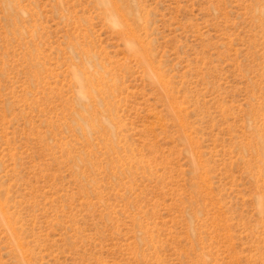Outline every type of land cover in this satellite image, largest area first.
Segmentation results:
<instances>
[{"label":"rangeland","instance_id":"rangeland-1","mask_svg":"<svg viewBox=\"0 0 264 264\" xmlns=\"http://www.w3.org/2000/svg\"><path fill=\"white\" fill-rule=\"evenodd\" d=\"M0 264H264V0H0Z\"/></svg>","mask_w":264,"mask_h":264}]
</instances>
